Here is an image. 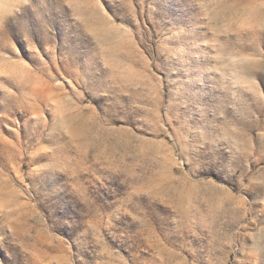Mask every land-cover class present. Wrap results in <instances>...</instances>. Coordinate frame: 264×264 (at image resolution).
<instances>
[{
	"label": "rangeland",
	"instance_id": "rangeland-1",
	"mask_svg": "<svg viewBox=\"0 0 264 264\" xmlns=\"http://www.w3.org/2000/svg\"><path fill=\"white\" fill-rule=\"evenodd\" d=\"M0 264H264V0H0Z\"/></svg>",
	"mask_w": 264,
	"mask_h": 264
}]
</instances>
